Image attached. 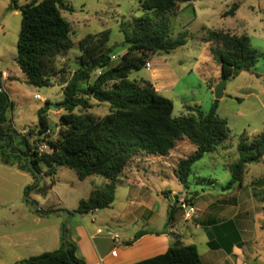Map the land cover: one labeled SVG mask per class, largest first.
<instances>
[{
	"label": "rangeland",
	"instance_id": "1",
	"mask_svg": "<svg viewBox=\"0 0 264 264\" xmlns=\"http://www.w3.org/2000/svg\"><path fill=\"white\" fill-rule=\"evenodd\" d=\"M67 1L73 10L63 11V16L71 24L74 47L60 56L58 66H64L66 76L70 77L78 67L76 58L81 53L79 41L104 29L111 30L110 67L115 66L127 50L122 24L130 27L135 18L145 13L140 7L143 0ZM236 3L239 4L236 14L225 16V12ZM9 6L10 0H0V67L9 76V80L1 81L0 84L14 104L8 111L14 127L26 133L38 125V111L46 100L57 102L63 98L61 82L64 77L59 75L54 85L49 87H35L27 83V77L16 61L22 15L20 10H9ZM166 17L169 20L171 36L177 38L181 33L187 32V44L170 54L154 55L150 60L152 65L147 64L142 69L132 70L129 78L152 80L154 69L158 67L160 70L156 81L158 85L168 84L160 93L172 100L173 117L189 114L188 107L200 106L203 111L208 112L216 100L215 87L221 78V64L213 51L216 45L206 40L208 31L248 35L253 47L260 54L259 61L252 70L241 71L227 80L225 95L219 100L218 114L227 119L231 130L230 137L222 141L215 152L205 154L193 165L188 188L184 190L185 185L176 176L179 161L189 157L197 149L188 139L179 141L168 155L139 154L126 168L134 166L135 171L140 170L141 175L148 178V182L160 187L162 184L156 177L161 176L166 189L181 192L179 195L175 194L178 195L179 203L174 215L177 229L183 228L187 233L183 245L196 244L202 255L211 251L205 229L196 227L197 223L201 224L203 221V218L198 217L205 210L213 212L218 208H226L225 211L217 212L212 228L217 225L220 231H229L237 222L246 248L253 252L252 256L243 258L239 264H263L264 161L248 165L242 186L236 184L229 189L226 186L231 179L229 165L238 159L239 136L242 133L253 136L264 131V0H194L181 3L176 15L168 14ZM3 75L6 76L7 73H2ZM172 81H176L175 86H172ZM109 108L107 103H95L92 111L104 115L109 112ZM61 114L62 111L56 109L48 112L51 127L49 134L52 138L57 137V123ZM34 140L35 136L30 138L31 142ZM136 158L139 162L134 163ZM104 181L106 179L100 175H93L92 179L86 181L80 180L74 169L63 166L58 168L53 177H43L40 187H48L47 194L43 195L36 190L29 192V186L33 184L29 173L7 165L0 159V235L14 234L11 239L19 244L11 257L4 256L6 262L2 264H14L30 256L58 249L60 245H57L55 239L60 231V222L67 228L71 223V217L61 210L76 209L79 199L88 196L92 185L103 187ZM51 183L52 188H49ZM166 194L168 197V193ZM26 198L33 209L37 206L44 210L53 208L59 209L60 213L43 215V221L36 224L32 221V216L23 215L27 212L22 204ZM183 200H188L197 209L195 216L186 217L187 209L181 204ZM173 202L174 200L170 201V206H174ZM123 207L124 204L119 199L115 210ZM99 211L100 213H94L97 215L96 223H92L94 220L86 215L88 213L85 214L86 220L89 224L100 227L102 236L110 237L108 230L111 234L115 230L99 222L107 220L112 209ZM237 213L238 218L233 216ZM73 215L74 220L77 215ZM131 219L132 217H128V221ZM166 221L168 222V216L163 213L156 217L155 225L161 227ZM143 224L145 222L141 218L138 225L144 227ZM116 233L121 235L120 232ZM240 238L239 234L228 236L227 244ZM8 241L9 238L6 237L0 239L1 244Z\"/></svg>",
	"mask_w": 264,
	"mask_h": 264
},
{
	"label": "trees",
	"instance_id": "2",
	"mask_svg": "<svg viewBox=\"0 0 264 264\" xmlns=\"http://www.w3.org/2000/svg\"><path fill=\"white\" fill-rule=\"evenodd\" d=\"M191 1L194 0L141 1L140 7L145 13L135 18L130 27L122 24L127 50L120 61L110 67L111 30L104 29L79 41L78 67L68 77L64 66H58L60 56L74 47L71 24L63 16V11L73 10L68 1L10 0L8 9L20 10L22 15L16 61L25 73L27 83L49 87L54 85L56 77H64L61 82L63 98L57 102L46 100L38 111V125L26 133L14 127L13 119L8 115L14 104L8 92L0 88V159L32 176L29 192L36 190L46 195L48 187H40L43 177H53L59 167L66 166L74 169L80 180L100 175L107 182L103 187L94 188L87 198H82L73 212L65 211L83 215L110 208L119 178L131 160L139 154L168 155L184 139L197 146L195 153L179 161L176 170L178 180L189 187L193 165L205 154L215 152L219 144L230 137L227 119L218 114L219 100H215L208 112L195 106L188 107L189 114L173 117L172 100L162 95L151 80H131L129 74L146 67L154 55L170 54L187 44V32L177 38L171 36L166 15H176L181 3ZM238 9L236 3L225 16H234ZM206 40L216 45L213 51L221 64V78L229 80L241 71H250L259 61L260 54L248 35L210 30ZM95 103H107L109 112L104 115L94 113ZM51 109L62 111L56 138L48 133ZM34 136L35 140L31 142L30 138ZM45 137H49L46 141L49 151L40 153L38 148ZM237 150V161L229 165L228 189L236 184L242 186L249 164L264 161V131L253 136L242 133ZM25 201L30 204L28 198ZM176 209L177 206H171L167 223L175 219ZM36 212L51 214L58 210L38 209ZM145 233L143 230L137 232L127 244ZM75 249L69 228L63 224L58 249L14 264H87L76 256ZM134 264H202V260L195 244H180L171 246L164 254Z\"/></svg>",
	"mask_w": 264,
	"mask_h": 264
},
{
	"label": "crops",
	"instance_id": "3",
	"mask_svg": "<svg viewBox=\"0 0 264 264\" xmlns=\"http://www.w3.org/2000/svg\"><path fill=\"white\" fill-rule=\"evenodd\" d=\"M149 64L152 65L151 61H149ZM159 70L158 67L154 69L151 81L160 92L163 89L165 90L168 84L159 83L158 85L156 80L158 78L157 73ZM2 73H7L6 76H2V81L9 80L8 72L2 69ZM221 80L222 78H220L216 84L221 82ZM175 85L176 81H172V86ZM136 162H139L137 158L134 160V163ZM92 177L93 176H90L83 181L92 179ZM147 179L148 178L145 175H141L140 170L135 171L134 166L126 168L124 173L120 176L114 203L110 208H107L112 209V212H109L107 220L99 222L105 223L110 226L111 229L113 228L115 230V233L113 234L108 230L110 237L102 236L101 228L94 224H89L86 220V215H89L94 220L92 223H96L97 220L95 217L97 215L94 213H100L99 210L89 212L86 215L75 213L77 216L74 220L73 213L70 214L65 211V209L61 210L66 216L69 215L71 217V223H69V235L75 243V254L77 257L83 259L87 264H134L164 254L171 246L176 245V240L170 236L171 232L180 235L178 245L183 243L187 233L183 228L180 230L177 229L175 219L170 224L166 221L161 227L155 225L156 217L158 215L165 213L168 216L171 209V203L169 201L170 197H174L176 193L179 195L181 192L166 189L164 180L161 176L156 177V179L161 182V187L154 185L151 181L148 182ZM106 182L107 180L103 182V186ZM94 188H97V185H92L88 196ZM167 192L168 197L165 195ZM81 199H79V201ZM119 199L124 204V207L117 211L115 210V205ZM22 204L25 205V211H27L23 215L25 217L32 216V221L36 224H40L43 221V215H49L37 213L36 210L40 209V207L38 209H33L25 199ZM66 210L73 212L75 209ZM225 210L226 208H218L213 210L215 213L205 210L202 212V215L198 217V219L203 218V221H200L201 224L197 223L196 227H203L205 229L208 236L207 244L211 247V251H208L205 255L200 254L202 264H239V261L241 262L243 258H248L253 255V252L249 251L245 246V241L241 233L242 231L237 222L229 229V231H220L217 229V225L212 228V225L216 222L215 216L217 212L219 213ZM58 213H60L59 209L58 212L51 214ZM233 216L238 218L239 215L237 213ZM128 217H132V219L128 221ZM141 218L145 222V224H143L144 227L138 225ZM62 225L63 223L60 222V231L57 232V239H55L58 246L61 245ZM142 230L147 233L143 234L132 244H127L128 241H131L135 237L137 232ZM116 232H120L121 235ZM15 234H17V232ZM116 234L119 236L118 241L114 240V235ZM234 234L236 236L239 234L241 237L240 240L236 239L228 245V236ZM12 236H14V234L11 233L2 236L0 235V239L5 237L9 238L7 243H0V264L4 261L6 262V257L4 256L7 255L8 258L11 257L13 252H15V248L19 247V244L11 239ZM223 245H226V247ZM240 264H244V262Z\"/></svg>",
	"mask_w": 264,
	"mask_h": 264
},
{
	"label": "water",
	"instance_id": "4",
	"mask_svg": "<svg viewBox=\"0 0 264 264\" xmlns=\"http://www.w3.org/2000/svg\"><path fill=\"white\" fill-rule=\"evenodd\" d=\"M226 85H227V79L222 78L221 82H219L217 86L215 87V98L217 100H220L221 98L224 97ZM0 88L3 89L1 84H0ZM185 188L186 187H184V190ZM172 200H174L173 202L174 206H177V204L179 203L178 195H175L174 197L171 196L170 201L172 202ZM37 208H39V206H37ZM170 236L176 240V245H178L179 240H180V235L176 234L175 232H171Z\"/></svg>",
	"mask_w": 264,
	"mask_h": 264
},
{
	"label": "built area",
	"instance_id": "5",
	"mask_svg": "<svg viewBox=\"0 0 264 264\" xmlns=\"http://www.w3.org/2000/svg\"><path fill=\"white\" fill-rule=\"evenodd\" d=\"M148 65H149V62H148ZM48 138L49 137H45V140L39 146L38 151L40 153L49 151V147H48L47 142H46L48 140ZM181 204H182V207L187 209V211H186V217L187 218L192 217L196 213V208L193 205H190V202L188 200H183V202ZM118 239H119V236L117 234L114 235V240L118 241Z\"/></svg>",
	"mask_w": 264,
	"mask_h": 264
}]
</instances>
